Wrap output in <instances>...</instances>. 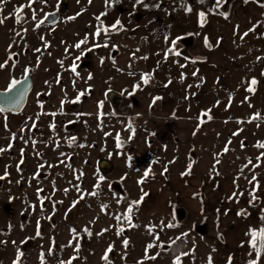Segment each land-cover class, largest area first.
Segmentation results:
<instances>
[{
  "label": "rangeland",
  "instance_id": "rangeland-1",
  "mask_svg": "<svg viewBox=\"0 0 264 264\" xmlns=\"http://www.w3.org/2000/svg\"><path fill=\"white\" fill-rule=\"evenodd\" d=\"M158 1L69 0L60 21L42 28L37 24L46 14L61 11L60 0H35L31 7L30 0H0V89L27 71L33 82L21 114L0 113V264H208L209 257L228 264L230 256L232 264H247L254 258L249 245L229 251L240 224L229 230L222 222L252 220L240 229L248 233L264 226L263 212L217 207L237 204L236 195L220 193L224 187L244 194L235 181L264 174L258 146L264 126L255 141L239 134L230 144L233 130L206 117L183 122L164 115L160 99L153 103L152 79L143 83L142 40L123 46L119 27L105 28L116 23H106L112 10L153 8ZM176 50L186 56L179 43ZM110 92L122 98L121 114L108 103ZM100 161L111 163L108 174L98 169ZM254 195L253 206L260 201ZM175 207L187 214L181 224ZM200 226L205 234L196 232Z\"/></svg>",
  "mask_w": 264,
  "mask_h": 264
},
{
  "label": "crops",
  "instance_id": "crops-1",
  "mask_svg": "<svg viewBox=\"0 0 264 264\" xmlns=\"http://www.w3.org/2000/svg\"><path fill=\"white\" fill-rule=\"evenodd\" d=\"M153 6L121 12L115 9L108 20L121 23L122 45H130V40H142L141 67L144 75L152 79L155 96L161 97L163 114H175L183 122L206 117L207 122L216 123L219 129L233 130L230 144L236 142L239 134L248 142L255 141L258 127L264 126V0L262 3L233 0L224 12L227 19L219 14L222 11L216 9L215 0H203V3L201 0H159ZM188 8L192 11H187ZM200 12L205 13L203 26ZM245 32L247 36H243ZM188 35L194 37L195 43L186 56L169 52L173 40ZM205 37L213 45L211 48L205 46ZM253 78L257 81L254 86L250 84ZM249 87H254V92L247 91ZM205 112L211 119L203 115ZM234 185L235 189L244 187L245 193L229 192L226 187L220 193L224 197L228 194L229 198L236 193L237 204L217 208L236 210V213L257 210L264 214V174L254 180L235 181ZM253 194L260 198L254 206L251 205ZM248 222L236 218L222 222L229 230H235L240 224L239 234L230 239L229 251L233 252V246L237 252L241 245H248L249 237L240 230Z\"/></svg>",
  "mask_w": 264,
  "mask_h": 264
},
{
  "label": "snow or ice",
  "instance_id": "snow-or-ice-1",
  "mask_svg": "<svg viewBox=\"0 0 264 264\" xmlns=\"http://www.w3.org/2000/svg\"><path fill=\"white\" fill-rule=\"evenodd\" d=\"M227 0H215V6H216V9L218 10L219 8H221L223 6L224 3H226ZM248 0H245V3H247ZM32 3H35V0H30V3L29 5H27L28 7H31V4ZM137 3H143V0H137ZM201 3H203V0H201ZM23 11V8L22 7H18L16 9V12H17V16H16V20H17V23L20 22V13ZM187 11H192L191 8H188ZM220 15H223L225 19H227V13H219ZM199 17H200V23H201V26H203V24L205 23V13L204 12H200L199 13ZM33 19H36V16H35V13L33 14ZM44 19H47V16H45ZM4 23V20L3 19H0V24ZM44 23V20H40L37 24V27H39L40 24ZM119 20L116 21V25H119ZM254 29H250L249 31H253ZM96 35L99 36L100 35V32L97 31L96 32ZM248 35V32H245L243 34V36H247ZM243 38V37H242ZM182 39V37H177L176 40H173L171 43H172V47L169 49V52L176 55V56H180L181 53L179 51L176 50V44L177 42ZM84 43V41H81L80 43L76 44L75 47L76 48H80L81 47V44ZM204 43H205V46L206 47H209L211 48L213 45H211L209 43V40H208V37H205L204 38ZM219 43V41L217 42ZM99 45H96L95 47H98ZM104 46H107V45H104ZM92 49H88V51H91ZM80 57H77V59H79ZM145 59L147 57H144ZM193 63H195V61H192ZM4 67V65L0 64V68ZM27 71V70H26ZM72 71L75 72L76 71V66L73 65V68H72ZM262 75H264V73H262ZM27 79L28 77L25 76V79L24 81H18L16 79H13L11 81V83L9 84L8 88H7V93H12L14 90H15V94L14 95H11V96H8L6 94H3V93H0V96H4L5 98L3 99L2 102H0V113L2 112H5V111H11L15 108H17L19 106V104L21 103V101L23 100L24 98V94L28 91V87H27ZM143 83L144 84H147L149 82V79L150 77L145 74L143 77ZM250 84L252 86L256 85L257 84V81L256 79H252L250 81ZM18 85L20 86L18 88ZM137 88L139 87V85L136 86ZM254 87H249L247 89V91L249 92H254ZM84 95L83 92H81L78 97H77V101L79 100V96H82ZM161 99V97H154L153 98V103H155L156 100H159ZM73 102H76V101H73ZM62 106H63V102H62ZM203 115L205 116H208L209 119H211V116L208 114V112H205L203 113ZM203 122V121H201ZM35 125H33L34 127ZM54 127V126H53ZM74 139V138H73ZM117 139L119 140V137H117ZM119 147V143L117 145ZM260 148H264V144H260L258 145ZM4 149H0V151H3ZM225 151H227V149H225ZM131 159V157H129V160ZM41 167H43V165H41ZM167 169H165L166 171ZM148 171H145L144 173V176L147 177L148 176ZM0 179H3V177H0ZM101 181L104 179L103 176H101L99 178ZM255 179V177L253 178V180ZM139 183H143V181H140ZM96 187H99V185H97ZM259 185H254V188H258ZM39 191H42V190H38V193ZM97 193L96 192H92L90 193V195H96ZM144 195H147V193H144ZM234 196L236 195V193L233 194ZM252 199L253 201H255L256 197L255 195L253 194L252 196ZM143 200V196L141 197V200L139 201H135L133 202L135 205H139ZM41 204H43V200H41ZM106 207V206H105ZM133 209L132 207H129L127 209V215L125 217V219L128 221L129 224H131V213H132ZM237 215H247L246 212H238ZM117 219L119 220V217H117ZM262 219H264V217H262ZM167 227H172L173 225L171 224H168L166 225ZM73 232H75V230L73 229L72 230ZM85 231H87V229H85ZM120 231H123V229H121ZM119 234V233H118ZM37 235H39V232H37ZM89 235H91V233L89 232ZM247 236H249V241H248V245H249V248H250V251L248 252V256L249 257H252L254 255V258L252 259H249L247 261V264H261V258L262 256H264V226L260 227L259 229H249V232L246 233ZM128 244V241L125 240L124 241V245L127 246ZM243 246V245H242ZM149 248L152 247V245H148ZM215 250V249H213ZM112 251V248L111 246L106 250V254L104 255L103 259L105 261L108 260V255H107V252H111ZM14 264H19V261H15ZM67 264H71V261H68ZM177 264H179V261H177ZM208 264H212V259L211 257H209V261H208ZM228 264H232V257L230 256L228 258Z\"/></svg>",
  "mask_w": 264,
  "mask_h": 264
},
{
  "label": "water",
  "instance_id": "water-1",
  "mask_svg": "<svg viewBox=\"0 0 264 264\" xmlns=\"http://www.w3.org/2000/svg\"><path fill=\"white\" fill-rule=\"evenodd\" d=\"M232 1L233 0H227V2L224 3L223 6L221 7V11L226 12ZM255 1H257L258 3L263 2V0H255ZM68 5H69L68 0H61V9L63 12H65L68 9ZM58 16H59V12L50 14L47 17L46 22L49 24H53L57 21ZM178 43L181 45V47L184 49V52L186 53L189 49H191L194 46L195 40H194V37L192 35H188V36L182 37V39H180L178 41ZM19 87L20 86L18 85V88ZM27 87H28V91L24 94V98L21 101V103L19 104V106L15 109L11 110V111H8V112L19 113L22 110V108L25 104V101H26L27 94L31 89V83L29 81V78L27 79ZM0 93L11 96V95L15 94V90L12 93H7V91L6 92H0ZM4 98H5L4 96H0V102H2ZM107 99L111 102L113 109L116 112H119V108H120V104H121L120 96L117 93L110 92L107 96ZM110 167H111L110 164L107 162H101L99 164V168L103 169L105 172H107V169H109ZM176 214L179 217V220L181 221V219H183L185 216V211H184V209L180 208V209L176 210ZM205 231H206V228L202 227L198 230V233L205 234Z\"/></svg>",
  "mask_w": 264,
  "mask_h": 264
},
{
  "label": "flooded vegetation",
  "instance_id": "flooded-vegetation-1",
  "mask_svg": "<svg viewBox=\"0 0 264 264\" xmlns=\"http://www.w3.org/2000/svg\"><path fill=\"white\" fill-rule=\"evenodd\" d=\"M60 5H61V0H60ZM68 4H69V0H68ZM68 7H69V5H68ZM68 10V9H67ZM66 10V11H67ZM65 11V12H66ZM56 12H59V16H58V19H57V21L55 22V23H53V24H49V23H47L46 22V19H44L45 18V16H49L50 14H53V13H56ZM65 12H63L62 11V9H61V11H55V12H53V13H48V14H46L41 20H44V23H42V24H40L41 25V27L43 28V27H53V26H55L59 21H60V18H61V13H65ZM110 21H108V22H106V23H109ZM113 22V21H112ZM111 22V23H112ZM114 23V22H113ZM116 25V23H114V25H110L109 27L106 25V27L105 28H110V30H112L111 28H113L114 26ZM119 28H118V30L116 31L117 33L115 34V33H113V34H115V35H117V36H120L121 37V32H122V27H121V23H119V25H117ZM122 38V37H121ZM95 46H96V43H95ZM94 46V50H92V51H95V48H97V47H95ZM124 46V45H123ZM91 51V52H92ZM47 54V53H46ZM47 59V58H46ZM13 62L14 63H17L18 62V57L16 56V55H13ZM45 74H46V72H47V69H45ZM25 76H27L28 78H29V81H30V83H31V89H30V91L28 92V94H27V97H26V101H25V104H24V106H23V108H22V110L19 112V113H13V112H8V111H5V112H2V113H6V114H8V115H10V116H16V115H19V114H21L23 111H24V109H25V107H26V105H27V102H28V98H29V95H30V93H31V91H32V89H33V82H32V78H31V76H32V74H31V72L30 71H27L25 74H24V76L23 77H21V78H16V80H18V81H24V79H25ZM7 88L8 87H6V88H3V89H0V92H6L7 91ZM114 93V92H113ZM109 94V93H108ZM108 94L106 95V99H107V96H108ZM121 98V97H120ZM107 101H108V103L110 104V106L112 107V104H111V102L107 99ZM121 104H122V98H121ZM121 104H120V108H119V112H116L114 109H113V107H112V109L117 113V114H121L122 113V111L123 110H121ZM171 132V131H170ZM101 162H107V163H109L108 161H100L99 163H98V169L99 170H101L102 172H104L105 174H108L110 171H111V169H112V165H111V163H109L110 164V168L109 169H107V172H105L103 169H100L99 168V164L101 163ZM180 208H182V209H184L183 207H175L174 208V215H175V218H176V221H177V223L178 224H181V223H183L184 221H185V219H186V217H187V214H186V212H185V216H184V218L183 219H181V221L179 220V217L177 216V214H176V210L177 209H180ZM185 211V210H184ZM202 227H205V226H200V227H198L197 228V230H196V232L198 233V230L200 229V228H202ZM206 228V227H205ZM198 234H200V233H198Z\"/></svg>",
  "mask_w": 264,
  "mask_h": 264
}]
</instances>
